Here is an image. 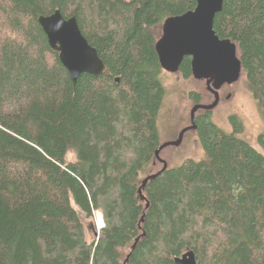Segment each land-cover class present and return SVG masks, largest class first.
Instances as JSON below:
<instances>
[{"label":"trees","instance_id":"trees-1","mask_svg":"<svg viewBox=\"0 0 264 264\" xmlns=\"http://www.w3.org/2000/svg\"><path fill=\"white\" fill-rule=\"evenodd\" d=\"M197 5L0 0V264H176L189 251L198 264H264V134L258 151L239 116L227 132L199 111L206 159L143 187L167 95L156 44L166 20ZM56 12L77 18L103 75L73 84L39 24ZM214 30L236 44L264 117V0H224ZM180 73L193 78L191 58ZM98 212L89 243L83 217Z\"/></svg>","mask_w":264,"mask_h":264},{"label":"water","instance_id":"water-1","mask_svg":"<svg viewBox=\"0 0 264 264\" xmlns=\"http://www.w3.org/2000/svg\"><path fill=\"white\" fill-rule=\"evenodd\" d=\"M197 3L194 11L166 20L163 36L156 44V51L165 72L177 74L183 61L191 58L193 78L207 81L208 89L215 94V103L212 106L196 105L192 110L190 130H197V113L201 109H215L219 104L218 90L224 85L237 83L243 68L236 44L231 40L220 39L214 30L215 19L223 10L224 0H197ZM39 24L51 49L59 54V59L74 85L84 74L98 77L106 72V65L98 50L85 38L76 17L67 20L60 12H56L52 16L41 17ZM212 81L213 89L210 86ZM187 131L182 132L176 142L160 147L156 158H159L165 147L180 146ZM167 169L165 164L161 172L144 181L143 187ZM175 263L198 264V261L196 254L189 251L176 258Z\"/></svg>","mask_w":264,"mask_h":264},{"label":"rangeland","instance_id":"rangeland-1","mask_svg":"<svg viewBox=\"0 0 264 264\" xmlns=\"http://www.w3.org/2000/svg\"><path fill=\"white\" fill-rule=\"evenodd\" d=\"M161 79L167 90L158 121L161 147L176 142L182 132L188 131L180 146L165 147L159 158H155L154 175L161 172L165 164L168 168H177L188 160L202 161L206 159L197 131L189 129L192 126L191 112L196 106L191 95L193 93L200 94L201 103L204 105L212 106L215 103L214 95L208 91L205 81H198L194 78L185 79L181 73L171 74L165 71ZM232 115L239 116L244 124L243 139L258 151H262L258 145V138L264 134V117L258 103L247 88L245 73H242L237 83L225 88V94L219 100L218 106L212 110L213 121L227 132H232V127L229 124V117ZM99 214L101 213H96L90 219L83 217L86 239L89 243L97 239L103 228L100 226Z\"/></svg>","mask_w":264,"mask_h":264},{"label":"flooded vegetation","instance_id":"flooded-vegetation-1","mask_svg":"<svg viewBox=\"0 0 264 264\" xmlns=\"http://www.w3.org/2000/svg\"><path fill=\"white\" fill-rule=\"evenodd\" d=\"M178 73H180V71L178 72ZM206 82V84H207V81H205ZM208 85V84H207ZM210 86H211V88L213 89L214 88V81H212L211 83H210ZM229 85H224L223 87H221L219 90H218V94H219V100H221V97L225 94V88L226 87H228ZM208 91L212 94V95H214V98H215V94H214V92L212 91V90H209L208 89ZM227 96V95H226ZM197 105H202V106H208V105H204V104H202V103H199V104H197ZM200 111H207V110H203V109H201ZM207 112H210V111H207ZM198 114V113H197Z\"/></svg>","mask_w":264,"mask_h":264},{"label":"bare ground","instance_id":"bare-ground-1","mask_svg":"<svg viewBox=\"0 0 264 264\" xmlns=\"http://www.w3.org/2000/svg\"><path fill=\"white\" fill-rule=\"evenodd\" d=\"M100 223H101V225H100V226L102 227V226H103V221H102L101 219H100Z\"/></svg>","mask_w":264,"mask_h":264},{"label":"built area","instance_id":"built-area-1","mask_svg":"<svg viewBox=\"0 0 264 264\" xmlns=\"http://www.w3.org/2000/svg\"><path fill=\"white\" fill-rule=\"evenodd\" d=\"M100 219L102 220V215L101 214H99V221H100Z\"/></svg>","mask_w":264,"mask_h":264}]
</instances>
